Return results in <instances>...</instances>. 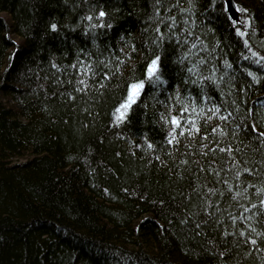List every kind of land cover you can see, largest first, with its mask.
Masks as SVG:
<instances>
[{
    "label": "trees",
    "instance_id": "trees-1",
    "mask_svg": "<svg viewBox=\"0 0 264 264\" xmlns=\"http://www.w3.org/2000/svg\"><path fill=\"white\" fill-rule=\"evenodd\" d=\"M226 1L0 0V264H264V0Z\"/></svg>",
    "mask_w": 264,
    "mask_h": 264
},
{
    "label": "snow or ice",
    "instance_id": "snow-or-ice-1",
    "mask_svg": "<svg viewBox=\"0 0 264 264\" xmlns=\"http://www.w3.org/2000/svg\"><path fill=\"white\" fill-rule=\"evenodd\" d=\"M236 11L238 12H241V13H246L247 12V9H244V8H240V7H237L236 8ZM106 15V13L104 11H100L99 12V18H102ZM87 19L91 20L92 17L89 16L87 17ZM233 23H237V21H233ZM243 23H245L246 26H251V21H243ZM100 26H103L102 24ZM109 27H111V25H109ZM51 29L52 31H56L57 30V25L56 24H52L51 25ZM236 34L240 37H244L246 35L245 32L241 31L239 28L236 29ZM244 45L245 47L247 48L248 47V41L245 40L244 42ZM193 47H195V45H193ZM252 57H255L257 56V53L255 52H252L251 54ZM251 57H248L246 56L245 59H250ZM159 57H156V59H153L151 61V63L148 65V68H147V76L149 78V80H152L153 77H155V80L156 81H159L160 77L159 75H157V72H158V61H159ZM261 59H264V58H261ZM261 62L260 59H257L255 61V63L259 64ZM201 63H203V61H201ZM227 63V62H225ZM53 67H55V65H53ZM73 67H75V65H73ZM189 71H192L191 69ZM249 75H251V73H249ZM80 83H84V81H80ZM145 87V82L144 81H140L139 83H131L127 86V95L126 97L124 98L123 102L120 103V105L115 109V112H114V118H115V122L117 125L123 123L130 110L132 109L133 105H135L137 103V100L138 98L140 97L141 95V91L144 89ZM185 111H187V109H185ZM203 110H201L202 112ZM216 112H219V108H216L214 111H213V115L216 114ZM209 119H211V117H209ZM220 119H226V117H223L221 116ZM170 123L174 126L172 128V131L169 133V136L171 137V139H168V144H172L174 141H176V135H175V132H176V128L180 127V121L179 119L173 117L172 120L170 121ZM192 123V127L191 129L189 130V135H192L193 131L195 132H199V128L196 127V124L195 122H191ZM216 129H213V132H215ZM181 136H183L185 133L184 131H181L179 133ZM221 135H223V133L221 132ZM262 136H264V133H261ZM207 137H205L206 139ZM149 148L152 147L151 144L148 145ZM220 151H225V149H220ZM229 151H231L229 149ZM245 171H247V169H245ZM237 176H239V173H237ZM259 191H264L262 189H258V192ZM236 197H233V199H235ZM260 205L262 208H264V200H261L260 201ZM252 208H257V205L256 204H253L251 206ZM250 209L248 208H245V212H249ZM255 215H264V212H257V213H254L253 216H250V217H246V219H253ZM197 227H200L199 224H197ZM252 232H256V229L255 228H252L251 229ZM257 236H261V237H264V233H256ZM227 235V233H226ZM241 236H244L245 233L241 232L240 233ZM248 243H251L253 246H256L257 245V240L256 239H250L249 241H246ZM221 255H223V253H221Z\"/></svg>",
    "mask_w": 264,
    "mask_h": 264
},
{
    "label": "water",
    "instance_id": "water-1",
    "mask_svg": "<svg viewBox=\"0 0 264 264\" xmlns=\"http://www.w3.org/2000/svg\"><path fill=\"white\" fill-rule=\"evenodd\" d=\"M226 10L232 19L234 20L238 19L239 14L238 11H236V6L233 4L232 0L226 1Z\"/></svg>",
    "mask_w": 264,
    "mask_h": 264
},
{
    "label": "rangeland",
    "instance_id": "rangeland-1",
    "mask_svg": "<svg viewBox=\"0 0 264 264\" xmlns=\"http://www.w3.org/2000/svg\"><path fill=\"white\" fill-rule=\"evenodd\" d=\"M14 41H16V40H14Z\"/></svg>",
    "mask_w": 264,
    "mask_h": 264
}]
</instances>
